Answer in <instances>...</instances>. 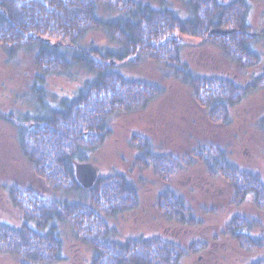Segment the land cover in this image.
I'll use <instances>...</instances> for the list:
<instances>
[{
  "label": "trees",
  "instance_id": "obj_1",
  "mask_svg": "<svg viewBox=\"0 0 264 264\" xmlns=\"http://www.w3.org/2000/svg\"><path fill=\"white\" fill-rule=\"evenodd\" d=\"M185 5L184 18L169 9L166 0H0V46L9 56L23 48L36 49L39 75L34 88L42 85L44 77L72 68L90 76L72 98H61L57 108L47 107L43 95L37 94L42 116L13 123L18 152L39 183L9 187L11 204L22 220L15 227L0 224V255L18 264L58 263L57 222L67 224L90 248V264H178L192 251L194 245L183 249L159 237L112 240L106 219L136 208L133 184L124 174H116L98 177L91 188L83 189L74 177L75 164L87 162V154L110 135L113 116L138 113L164 91L159 83L125 78L118 70L124 64H156L162 79L187 89L196 106L206 111L207 120L216 124H226L228 107L264 83L263 76L244 85L227 77L202 76L181 60L188 39L197 41L189 42L192 46L217 50L241 68L255 64L253 45L264 37V29L256 33L250 28L242 0L228 4L187 0ZM99 31L106 45L84 42ZM260 128L264 133V119ZM132 142L138 149L135 165L150 166L160 181L167 183L179 169L198 162L210 177L220 176L234 188L232 202L253 191L256 204L264 210V182L240 170L225 148L203 142L187 155L175 157L152 152L147 140ZM57 193H81L82 200L58 199ZM156 206L169 218L183 215L182 197L168 189L158 196ZM234 227H238L235 220L226 225V232L240 248L264 249V239L233 232ZM251 264H264V257Z\"/></svg>",
  "mask_w": 264,
  "mask_h": 264
},
{
  "label": "rangeland",
  "instance_id": "obj_2",
  "mask_svg": "<svg viewBox=\"0 0 264 264\" xmlns=\"http://www.w3.org/2000/svg\"><path fill=\"white\" fill-rule=\"evenodd\" d=\"M186 1L166 0V3L169 9L185 18ZM218 1L228 4L235 0ZM242 2L247 7V24L254 32H261L264 0ZM100 16L107 15L100 12ZM184 41L188 45L181 52V60L199 75L227 77L241 85L264 77V37L253 45L258 57L255 64L247 68L228 62L207 45L189 43L196 40ZM84 42L96 46L107 44L100 31L90 33ZM35 54V48H23L9 56L0 46V224L14 227L22 219L11 204L9 187L37 186L39 182L18 152L13 123L42 116V107L35 99L37 94L43 95L47 107L57 108L61 98H72L90 78L82 70L72 68L44 77L42 85L37 84L35 89L34 81L39 75ZM118 70L128 79L159 83L164 91L138 113L113 116L110 135L99 148L87 154L85 163L97 170V178L124 174L137 195L135 209L106 219L112 240L122 243L138 237H159L183 249L194 245L178 264H251L263 258L264 249L240 248L236 238L226 232V225L235 220L238 227H234L233 232L264 239V210L256 204L253 191L245 192L241 200L232 202L234 188L220 176L210 177L198 162L179 169L167 183L162 182L150 166L143 169L135 165L138 149L132 141L147 140L152 152L175 157L187 155L203 142L219 145L226 149L228 158L240 170L255 174L264 182V133L260 128L264 119V87H261L264 83L239 104L228 107L226 124H216L207 120L206 111L196 106L187 89L172 79L163 80L156 64H124ZM166 189L182 197L184 211L178 217L182 221L158 210L157 198ZM81 196V193L79 196L55 195L58 199L76 202H81ZM56 226L61 240V260L56 264H90V248L74 236L67 224L57 222ZM0 264H18V261L0 255Z\"/></svg>",
  "mask_w": 264,
  "mask_h": 264
},
{
  "label": "water",
  "instance_id": "obj_3",
  "mask_svg": "<svg viewBox=\"0 0 264 264\" xmlns=\"http://www.w3.org/2000/svg\"><path fill=\"white\" fill-rule=\"evenodd\" d=\"M97 176V170L89 163H77L74 166L75 180L84 189L90 188Z\"/></svg>",
  "mask_w": 264,
  "mask_h": 264
}]
</instances>
